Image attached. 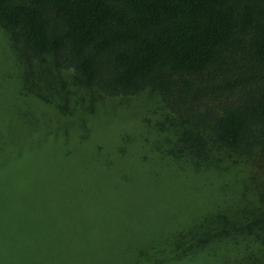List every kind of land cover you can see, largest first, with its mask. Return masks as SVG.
Segmentation results:
<instances>
[{"label": "trees", "instance_id": "1", "mask_svg": "<svg viewBox=\"0 0 264 264\" xmlns=\"http://www.w3.org/2000/svg\"><path fill=\"white\" fill-rule=\"evenodd\" d=\"M1 44L0 264L264 263V0H0Z\"/></svg>", "mask_w": 264, "mask_h": 264}, {"label": "rangeland", "instance_id": "2", "mask_svg": "<svg viewBox=\"0 0 264 264\" xmlns=\"http://www.w3.org/2000/svg\"><path fill=\"white\" fill-rule=\"evenodd\" d=\"M3 45L2 44L0 45V84L2 85V83H4V84L6 83L7 87L9 88V87H11L14 84H16V85L20 84V75L22 73V69L24 70V68H23V62H21V60L16 61L17 64H18V67H12L14 69L11 68L10 64L11 65H14V64H12V61H10L8 56L6 55L5 48H4ZM6 66H8V67H6ZM4 69H7V74L2 71ZM8 79L11 80V82H12L11 85H10ZM11 90H12V88H11ZM153 95L155 96V97H153L154 99L149 98L150 96H152V95H149L148 96L149 99H147L148 103H147V100H146V103L149 104V106H150L149 107L150 110H148L147 112L148 113H149V111H151L153 113L154 112L155 113L161 112V109H162V107H164L165 103L163 102L162 97L157 96L156 94H153ZM90 99L91 98L88 97L86 99V101L89 103ZM86 101L84 103V106H86L85 104H87ZM97 101L99 102V104L97 105L96 110L98 108H101L102 103H106L109 100H105V101L104 100H97ZM58 102H60V104H62V105H66V101H64L65 103L62 102V101H58ZM60 104H58V105L55 104L54 106L57 109H61V105ZM81 104H83V103H81ZM143 105H144V103H143ZM168 105H170V104H168ZM89 110H92V108L89 107L86 112L89 113ZM147 112H144V113L147 114ZM90 113H92V112L90 111ZM138 113H140V112L138 111V112H135L133 114H130L129 117L126 114H120V115H118L119 117L117 116V118H113V119H105L104 118L103 122H101L99 124H100V126L102 128H105L107 126H114V125H123V126L131 125L133 123V121H134V118L138 115ZM235 154H239V153L236 152ZM254 257H255V255H252L249 259L251 260ZM255 264H261L259 258H256Z\"/></svg>", "mask_w": 264, "mask_h": 264}]
</instances>
